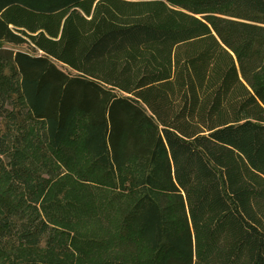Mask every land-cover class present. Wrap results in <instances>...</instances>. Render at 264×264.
Instances as JSON below:
<instances>
[{
	"label": "trees",
	"instance_id": "16d2710c",
	"mask_svg": "<svg viewBox=\"0 0 264 264\" xmlns=\"http://www.w3.org/2000/svg\"><path fill=\"white\" fill-rule=\"evenodd\" d=\"M7 44L1 263L264 264V0H0Z\"/></svg>",
	"mask_w": 264,
	"mask_h": 264
},
{
	"label": "rangeland",
	"instance_id": "374dc122",
	"mask_svg": "<svg viewBox=\"0 0 264 264\" xmlns=\"http://www.w3.org/2000/svg\"><path fill=\"white\" fill-rule=\"evenodd\" d=\"M0 47H3V48H5V49H11V50H13V51H19V50H22V51H26V52H30V53H32V54H34L35 52H33L27 45H25V46H21V47H15V46H12V45H0ZM65 174H68L67 172L66 173H64L63 175H65ZM62 175V176H63ZM43 177H44V174H43ZM54 185V187L55 186H57V184H53ZM56 189V188H55ZM27 256L26 255H23V256H21V260L22 261H25L27 258H26ZM1 259V258H0ZM29 259V258H28ZM2 262V260H0V264H3V263H1Z\"/></svg>",
	"mask_w": 264,
	"mask_h": 264
}]
</instances>
